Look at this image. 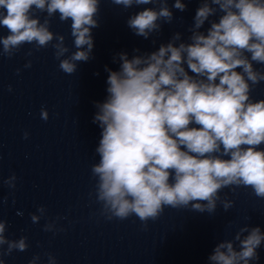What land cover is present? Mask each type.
Listing matches in <instances>:
<instances>
[{
    "label": "clouds",
    "instance_id": "9594fccd",
    "mask_svg": "<svg viewBox=\"0 0 264 264\" xmlns=\"http://www.w3.org/2000/svg\"><path fill=\"white\" fill-rule=\"evenodd\" d=\"M111 3L125 10L153 5L127 20L129 29L144 39L175 19L167 0ZM100 4L101 0H0V26L9 33L0 37L2 54L10 59L25 44L34 45V51L51 44L60 70L74 74L78 62L93 58L92 30L99 27ZM172 7L184 12L187 5L175 0ZM37 12L47 14L43 22ZM56 14L61 22L71 21L76 51L70 53L65 37L50 31ZM206 22L210 26L205 33L200 29ZM188 31L190 42L176 32L150 53L131 58L118 53L113 62L119 61V70L105 67L107 96L94 102L93 123L100 127L101 139L91 173L96 178V202L107 220L135 215L146 228L166 207L190 206L211 215L219 202L228 211L234 201L221 198L224 188H251L264 199V150H258L264 144V99L251 96L254 86L264 82V0H201ZM31 66L30 60L24 65ZM48 118L42 108L41 119ZM16 179L13 174L4 183L14 189ZM37 212L31 214L34 224L46 209L41 206ZM7 224L0 220V264L3 256L29 248L27 236H6ZM43 230L63 231L54 221ZM262 242L261 228L245 224L233 239L214 247L209 264H254ZM46 255L48 264H57L55 256ZM40 258L34 255L29 264Z\"/></svg>",
    "mask_w": 264,
    "mask_h": 264
}]
</instances>
